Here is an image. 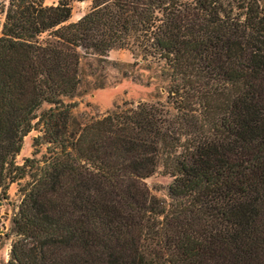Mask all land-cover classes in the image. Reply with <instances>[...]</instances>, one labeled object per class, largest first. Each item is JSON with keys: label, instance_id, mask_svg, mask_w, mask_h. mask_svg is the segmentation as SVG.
I'll list each match as a JSON object with an SVG mask.
<instances>
[{"label": "trees", "instance_id": "16d2710c", "mask_svg": "<svg viewBox=\"0 0 264 264\" xmlns=\"http://www.w3.org/2000/svg\"><path fill=\"white\" fill-rule=\"evenodd\" d=\"M74 2L90 5L70 23ZM0 15V204L29 178L7 264H264L259 0H6ZM116 49L164 62L174 113L74 126L82 57ZM160 161L168 203L143 183Z\"/></svg>", "mask_w": 264, "mask_h": 264}, {"label": "rangeland", "instance_id": "374dc122", "mask_svg": "<svg viewBox=\"0 0 264 264\" xmlns=\"http://www.w3.org/2000/svg\"><path fill=\"white\" fill-rule=\"evenodd\" d=\"M6 0H0V3ZM264 7V0H259ZM57 0H45V5H55ZM89 2H74L68 22L78 21L89 9ZM3 17L0 15V23ZM169 71L163 61H158L140 53L133 55L127 49H116L104 56L85 55L80 62V85L68 103H76L72 110V123L82 126L87 122L101 118L115 108H135L140 103L163 104L171 114L172 107L167 104V90L170 87ZM44 105L41 110L46 109ZM39 133L32 131L25 137L22 150L16 157L21 165L25 158L33 153V138ZM45 146L40 147L36 158L45 154ZM29 181L28 176L9 185L7 199L0 204V264H7L13 237L12 219L18 211L22 199L20 188ZM172 178L164 170L161 161L156 171L145 178L143 183L150 193L157 198L170 201L168 187Z\"/></svg>", "mask_w": 264, "mask_h": 264}]
</instances>
